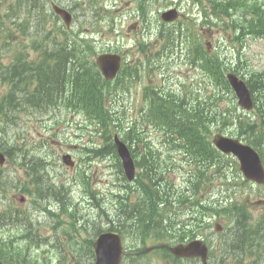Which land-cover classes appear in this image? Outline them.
<instances>
[{
	"label": "rangeland",
	"instance_id": "1",
	"mask_svg": "<svg viewBox=\"0 0 264 264\" xmlns=\"http://www.w3.org/2000/svg\"><path fill=\"white\" fill-rule=\"evenodd\" d=\"M41 1L42 0H40V2ZM53 1L69 8L73 14L74 22L72 28L66 30L62 20H59L54 14H52L53 12L50 7V0H48L47 7L49 8V13L52 15V18H50L48 23V26L52 31L50 32L49 39H45L43 31L42 33L40 32V35H37L34 29L30 31L32 34H30L32 38L31 42H33L34 38H38L41 47L40 49H44L48 44V41H51L52 43L54 39L60 42L67 40H70L71 42L75 41L77 47L80 49L81 45L84 44L80 37H87L92 39L99 53L102 51H108L109 49L112 51L119 50L120 53L125 56V60L131 61V63H143L145 67L148 68L147 59L153 58L155 53L160 51L162 48L163 38L161 31H163V36H166L168 33L171 34L174 27L179 25V23L186 22V24H183L184 32H186V25H189L190 39L192 41H196L198 35L200 34L202 39L204 38L203 40L208 43L210 48L209 51L216 48H220L223 52H229L232 51V49H234L235 53H238L239 51L235 43L231 42L228 38L229 33L223 28L224 24L221 22L218 26L212 22L209 26L206 25L203 17H198V7H192V0ZM14 4L15 0H0V15H5L7 12L6 10ZM21 4L22 5L15 8V10L17 13L26 15L24 2L22 1ZM169 4H171L169 7L176 6L179 8L180 16L175 24H166L163 26V23H161L158 16ZM27 13L32 16L30 12ZM41 17L42 19L44 18V12ZM184 43L185 40L184 42L182 41V44H180L181 47ZM181 50H177V48H175L174 55L179 54ZM21 51L25 50H22L21 47H16L13 49L11 55H17ZM241 51L244 58L242 61L244 68L253 67L257 69H264V39H246ZM36 55L37 52H34L33 55L29 56V59H33ZM229 56L234 57L231 53ZM4 60L8 63L11 60V56L8 55ZM178 63H180V61ZM237 65H240V63L237 62ZM151 67L153 68V72H151L152 79H156L157 81H155L157 83H159V81H164L165 74L167 72L162 71L164 69L162 63H151ZM191 67L192 66L185 61H182L180 65H172L168 70V73L171 74L173 72L174 75H171L168 79L170 81H177L190 75L193 77L194 74L192 73L194 70ZM141 79L139 78V80ZM144 79L146 82L150 79L147 70L144 74ZM138 81L134 83L131 88L132 92H130L126 98L119 100L120 97L118 96L124 95L128 93V91L116 95V98L120 103L130 105L132 108H138L141 106L143 92L142 86ZM6 90V86L0 87V94H3ZM117 99L111 100L108 105V107H110L114 112L121 110L120 107L113 105L114 101H118ZM236 100L237 98L235 99L234 95H229L225 101L221 102L223 103L221 109L225 107H233ZM40 113L41 112L39 111H34L29 112V114L25 113L20 117V127L17 129L18 133L23 137L20 142L30 150L31 154L40 158V160L47 155L48 164L42 166V170L45 169L48 171L49 177L52 181L55 182L57 180H61V182L68 187L69 192L67 193L66 191H62L60 192V198L51 195L45 199L37 200V202H35L33 198L31 199L32 196L29 195L27 197L26 205H22L18 201L11 203V205L19 207L20 210H27L29 219L33 221L38 229L36 238L40 239V242L35 243L32 241V252L40 257L49 256L51 264H58V258L62 252V248L57 240V237L61 235V228H55V226L60 220L66 219L67 217L65 214H62L60 218H56L50 214L47 209L52 212L59 213V208L62 205V202L65 200L68 202V199H70L73 203L79 201L78 206L81 208L79 214L82 217V221L86 219L94 220V216L99 217V213H103L102 217L105 216V207H100L101 210L99 209L98 211L94 205H92V203L88 200L89 197L86 194L84 187L73 183L76 171L68 166H65L60 158L65 151H69L72 153L76 162L82 163L81 160H85L86 154L83 153L82 149L72 150L71 148L73 145L90 144L92 139L97 138V134L94 131L95 126L91 121H87L88 119L86 118L83 120L80 119L81 117L77 114L75 115L73 111L63 110L62 116H57L55 112H52L49 115H40ZM127 119L131 118L127 117ZM37 120H42V124L37 123ZM112 129L115 132V129ZM15 132L16 131L14 129L10 130L9 136L11 139H14ZM153 138L156 141L160 140L156 133L153 134ZM185 156L186 152L178 150L172 161L173 167L176 166V168L174 170H170L168 173L169 178L176 176L175 180L178 187L185 186L186 180L195 168L194 162L192 161L191 164ZM231 162L234 164L233 157L231 156L225 155L219 159V164H228L225 168L226 175L224 176L222 174L221 177L215 176L213 179V187L210 189L211 191L206 193L207 196L204 200L207 202L219 200L220 202L217 203L225 202L226 205H229V202L231 201H238L240 203L247 202V206L242 210V213L250 215L248 222L254 223L258 220H264V186L256 185L252 182L245 183V178L239 170L238 165L232 166ZM13 171L12 181L15 187H20L21 185H31L29 177L26 176L24 170L20 168L19 165L16 164ZM90 172L92 173V178L89 188L96 191L97 197L100 198L101 196H104L105 203L109 202L111 199L109 190L112 187V180L114 179L113 165L110 164V162L105 161L93 163ZM48 182L50 181L48 180ZM204 187V191H206L207 185L205 184ZM8 195L10 200H12V191L8 192ZM97 204H99V202H97ZM106 204L110 207L111 202ZM233 212L235 213L237 211ZM193 214L194 213H192V215ZM197 214L199 217L201 212ZM232 215L233 214L230 213L229 210H224V212L220 213H215L214 211L204 213L202 215L203 222H212V227H209L211 228L209 232L207 224L206 226L204 224V227H200L199 220H196V223H193V227H197L196 229L199 233L204 232L206 236L210 235L211 241H213L216 246L215 251L213 250L215 253L212 252L213 255L211 256V263L238 264L236 258L242 256L244 264H248L249 260H251V263L254 264L253 262L255 260L263 256L261 258V262L258 264H264V249L260 250L259 256L254 255L249 257L247 251L238 252L236 250H229V246L224 245L222 235L227 233L232 226V223L229 222ZM185 216L189 217V212L185 214ZM215 221H220L224 224L225 229L222 232L223 234H217L215 231ZM80 224L81 222L79 225ZM92 226L93 225H91V228L89 227L87 230H81V232L77 234V240L80 244H83V239L93 236ZM9 233H11V230L8 233L3 232L2 235L7 236ZM49 236L51 237L47 238ZM235 237L236 236L233 235V238ZM24 242H26V239L22 240V244ZM39 243H42L44 247L41 248ZM163 257L164 253L162 250L152 251L150 252L149 257L145 259V264H167ZM220 258L223 260H220ZM125 264H129V258H127ZM132 264L142 263L132 262ZM177 264H199V262L191 260L181 261Z\"/></svg>",
	"mask_w": 264,
	"mask_h": 264
},
{
	"label": "trees",
	"instance_id": "2",
	"mask_svg": "<svg viewBox=\"0 0 264 264\" xmlns=\"http://www.w3.org/2000/svg\"><path fill=\"white\" fill-rule=\"evenodd\" d=\"M26 1L28 2V4L24 6L26 8L25 12H30L33 16V19L38 20V23L33 24L32 20H30L29 17L23 20L21 19L22 17L20 15L10 18L9 21L15 19L17 21V27L22 29L30 27L33 29H36V27H40L41 29H43L42 24L39 21L42 19L41 15L43 14L46 7L45 1ZM219 2L222 5H219L221 6V11L225 13H229L230 11L236 9V7H240L242 8V10L246 11L245 17L249 18L244 25L240 26L241 35L244 36L246 33H254L255 36L264 37V3L258 1H246L245 3H241L240 0H229ZM18 21H20V23H18ZM57 44V46H54L51 44V42L48 43L46 48L41 52L40 56L42 60L38 64L35 61L25 62L23 61V59H19L18 64L13 65L12 67L5 66L1 62V57L3 56L4 52L0 53L1 81L11 82L15 89H20L22 85H26L27 80L38 81L37 88L27 94L23 95L20 91H17V94L15 91L12 92L10 94L12 97L9 105L5 102H0V104L4 106L0 108V113L4 115L7 119L13 122L15 121L17 112L13 110H17L18 107L24 108L27 105L31 106L32 108H38L39 110H41L43 108H47L51 105L58 103V101L56 100L59 98V94H57V91L58 89L63 88L65 83H67L68 81H76L77 86H75V90L78 91L79 84L80 87L85 90L86 96L90 97L89 99H86V102H80L81 104L88 106L87 110L94 109L99 106L100 115L105 114V106H103L101 103L104 99V94L102 90L98 91L95 89L98 85L95 88L90 85H87L90 83L93 84V77H87L88 69H86L84 63L80 62L82 61V59H80L79 57L82 56L85 51V49L82 48L83 44L81 45L80 49L77 47L75 41L71 43L58 42ZM85 61L88 62V59L86 58ZM29 73L31 74V76H29ZM246 74L249 75L248 84L254 92L261 91L264 88V72L252 71ZM57 83L58 86H56ZM97 83H99V80L97 81ZM87 90L91 92H87ZM172 104L175 106V108L179 105V103L176 101H172ZM155 105L157 107L156 103ZM256 107L257 113L254 115L253 120L248 121L250 135L248 136L246 141L251 143L259 150L264 161V103H262L260 106L257 105ZM161 109L163 110L164 118L168 119L170 115L169 108L167 106L164 108L161 105ZM5 117L3 118L7 123ZM242 124L243 123L240 122V125ZM184 128L186 129L183 131L182 129ZM2 130H5V128H3ZM199 130L200 128H197L195 121L189 117H186V119H184L183 121L177 118L176 124L174 123L171 127V132L177 134L178 137L184 140L186 143L190 142L192 140L193 135L196 134ZM166 139L167 136L164 138V140ZM208 143L209 140L208 138H206V144ZM186 151H190V148H187ZM145 173L148 175L151 174L152 168H150L149 166L146 167ZM150 180L155 186V175L153 177V180ZM196 202L202 208L200 200H196ZM208 209L209 207L208 205H206L205 210ZM243 209L244 208L241 206L237 207L238 214H236L235 224L227 235L225 244L229 246V250H236L238 252L247 251L249 257H252L254 255L259 256L260 250L264 249V220H259L258 222L254 223L248 222L249 216L247 214L242 213ZM123 213L124 211L120 213L119 216H129L127 210L125 211V215H123ZM143 215L144 212L139 214V218H141ZM155 217L158 228L156 231H154L152 237L156 238L157 240H164L168 232V221H171L172 218H175V213L171 211L170 217H164L158 210L154 212L150 209V219H147L142 225L144 229H152L155 224ZM233 235H235L236 237L233 238ZM144 256L145 255H133V259L130 261V264H132V262H139L145 264L146 260L143 258ZM262 257L258 258L253 263L258 264L259 262H261ZM236 259L238 264H244L242 256H239ZM64 264L82 263L80 262V260H78L77 263H75L74 261L68 263L67 260L64 259ZM248 264H252L251 260H249Z\"/></svg>",
	"mask_w": 264,
	"mask_h": 264
},
{
	"label": "water",
	"instance_id": "3",
	"mask_svg": "<svg viewBox=\"0 0 264 264\" xmlns=\"http://www.w3.org/2000/svg\"><path fill=\"white\" fill-rule=\"evenodd\" d=\"M58 13H60L67 23L70 22L71 17L70 15L63 9L56 7ZM107 58L112 62V67L110 71H105L107 75L110 73L115 72L116 67L113 66V63L116 62L118 59L114 56H104L101 59ZM101 64V63H100ZM102 65V64H101ZM115 65V64H114ZM111 75V76H112ZM230 80L233 86L236 88L242 104H248L250 106V97L249 92L245 88L243 82L238 81V79L234 76H230ZM216 143L221 147L227 150H233L238 154L242 161V169L244 170L247 177L255 179L258 182H264V168L260 162L258 155L249 147L242 146L239 143L234 141L218 138L216 139ZM120 152L125 159H127V151L123 145L119 146ZM95 249L97 253V262L96 264H120L121 256H122V245L120 237L115 233H107L102 234L99 239L95 243ZM177 256H186V255H193L197 254L202 257L204 264L206 262V256L208 249L206 246L201 242H192L188 245H180L179 247L173 249Z\"/></svg>",
	"mask_w": 264,
	"mask_h": 264
},
{
	"label": "bare ground",
	"instance_id": "4",
	"mask_svg": "<svg viewBox=\"0 0 264 264\" xmlns=\"http://www.w3.org/2000/svg\"><path fill=\"white\" fill-rule=\"evenodd\" d=\"M29 19L30 20H32V22H33V24L34 23H38V20L36 19V20H34L33 19V16H31V15H29ZM22 19V18H21ZM17 20H18V18H17ZM22 22V21H21ZM23 23V22H22ZM29 26H31V25H29ZM35 26V25H34ZM39 26H41V25H39ZM28 27V26H27ZM31 28V27H30ZM37 28V27H36ZM39 28V27H38ZM197 28H199V27H197ZM25 29V28H24ZM52 32V31H51ZM57 32V31H56ZM41 33H42V31H41ZM31 34V33H30ZM150 34H151V32H150ZM158 34V33H157ZM32 35V34H31ZM38 35V34H37ZM40 35V34H39ZM60 35V34H59ZM164 35V34H163ZM197 35V34H196ZM145 36V35H144ZM37 37V36H36ZM157 37V36H156ZM185 37H186V34L185 33H181V39H182V41L184 42V40H185ZM40 38V37H39ZM143 38H145V37H143ZM147 38H148V36H147ZM32 39V38H31ZM35 39V38H34ZM43 41V40H42ZM141 41V40H140ZM144 41V40H143ZM147 41V40H146ZM144 43V42H143ZM147 43V42H146ZM43 48V47H42ZM177 50H181L182 49V47H181V45L180 44H178L177 45ZM147 51V50H146ZM148 52V51H147ZM152 52V51H151ZM80 59H82V61H80L81 63H87V61H85V59L87 58L88 59V57L83 53V55L82 56H80L79 57ZM55 60V59H54ZM56 61V60H55ZM237 66H241V65H237ZM69 69H70V65H69ZM134 74H135V76L137 77L138 76V74H139V72L138 71H135L134 72ZM195 76V75H194ZM158 79H161V78H158ZM156 80V79H155ZM157 81V80H156ZM159 82H161V81H159ZM76 91V90H75ZM55 98V97H54ZM53 98V99H54ZM58 98V97H57ZM56 99V98H55ZM54 99V100H55ZM103 105V104H102ZM42 110V109H41ZM210 112V111H209ZM71 113V112H70ZM76 115V114H75ZM127 119V118H126ZM86 121V120H85ZM84 121V122H85ZM88 121V120H87ZM127 121H131V119H127ZM82 124V123H81ZM84 125V124H83ZM85 126V125H84ZM33 143H35V142H33ZM44 143V142H43ZM45 144V143H44ZM37 145V144H36ZM47 145V144H46ZM35 146V145H34ZM42 146V145H41ZM29 147V146H28ZM35 148V147H34ZM34 150V149H33ZM37 151V150H36ZM45 153V152H44ZM40 154H42V153H40ZM61 158V157H60ZM58 165V164H57ZM224 192V191H223ZM222 192V193H223ZM228 192V191H227ZM64 196V195H63ZM234 198V197H233ZM31 199H32V197H31ZM224 199V198H223ZM52 200H53V198H52ZM229 200V199H228ZM56 201V200H55ZM225 201V200H224ZM231 201V200H230ZM229 202V201H228ZM225 203V202H224ZM50 204V203H49ZM47 206H49V205H47ZM100 210H101V208H99ZM44 211V210H43ZM124 211V213H123V215H125V208H124V210H122L120 213H122ZM102 216H103V213L101 214ZM167 217V216H166ZM91 228V227H90ZM89 229V228H88ZM90 232V231H89ZM95 232V231H94ZM39 245H40V247L42 248V247H44V245L42 244V243H39Z\"/></svg>",
	"mask_w": 264,
	"mask_h": 264
}]
</instances>
